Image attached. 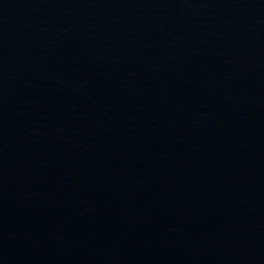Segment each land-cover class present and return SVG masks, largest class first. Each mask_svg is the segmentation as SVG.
<instances>
[{
	"label": "water",
	"instance_id": "water-1",
	"mask_svg": "<svg viewBox=\"0 0 264 264\" xmlns=\"http://www.w3.org/2000/svg\"><path fill=\"white\" fill-rule=\"evenodd\" d=\"M263 250L264 0H0V264Z\"/></svg>",
	"mask_w": 264,
	"mask_h": 264
}]
</instances>
